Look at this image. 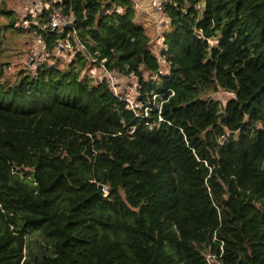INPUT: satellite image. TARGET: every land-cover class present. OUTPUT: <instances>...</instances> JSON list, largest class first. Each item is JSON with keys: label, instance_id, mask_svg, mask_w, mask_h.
I'll list each match as a JSON object with an SVG mask.
<instances>
[{"label": "trees", "instance_id": "1", "mask_svg": "<svg viewBox=\"0 0 264 264\" xmlns=\"http://www.w3.org/2000/svg\"><path fill=\"white\" fill-rule=\"evenodd\" d=\"M101 1H70L80 34L148 111L81 53L14 87L0 69V264H264V0H173L167 73Z\"/></svg>", "mask_w": 264, "mask_h": 264}, {"label": "built area", "instance_id": "2", "mask_svg": "<svg viewBox=\"0 0 264 264\" xmlns=\"http://www.w3.org/2000/svg\"><path fill=\"white\" fill-rule=\"evenodd\" d=\"M71 0H21V29L31 41L27 56V65L33 77L37 78L40 67L49 64L54 58H70L73 61L78 53L84 55L87 60L88 75L96 83L106 82L115 94L116 87L113 76L115 71L109 70L106 60L98 61L97 53H91L87 42L80 34L75 10ZM99 1V0H96ZM130 4L133 15L136 17H149L161 22H171L168 7L174 5L173 0H120ZM102 3L103 15H123L126 6L120 2H112L110 5ZM87 11L83 12L86 16ZM172 26V22H171ZM70 61V62H71ZM91 65V68H90ZM98 74V75H97ZM119 97L117 94H115ZM127 102L128 109L139 115L129 100L119 97ZM162 119H160L161 121ZM106 191V189H105Z\"/></svg>", "mask_w": 264, "mask_h": 264}, {"label": "rangeland", "instance_id": "3", "mask_svg": "<svg viewBox=\"0 0 264 264\" xmlns=\"http://www.w3.org/2000/svg\"><path fill=\"white\" fill-rule=\"evenodd\" d=\"M20 2L21 0H0V69H2L4 74L1 82L4 84L9 83L11 87L17 85L19 80L26 75H31L33 77V73L29 71L27 65V56L30 50L31 41L21 29L23 21L21 17ZM102 2L104 5H108L112 2L119 3L121 1L102 0ZM134 22L136 25H142L146 28L147 35L151 41L150 48L160 59L163 72L167 73V64L161 58L160 54L161 51L166 48V34L172 31L171 22L169 21L167 24L165 21L161 22L157 19H151L145 16H134ZM11 24L15 25L14 29L10 27ZM70 61L71 59L68 57L54 58V60H51V66H59L63 69L68 66ZM142 78L146 82L156 79V77L146 72L143 73ZM112 80H114L116 87L115 94L129 100L131 103L130 106H133L139 115H141V111H148V108L145 107V103L140 100L143 93L141 92L142 86L137 76L120 75L116 72ZM152 95V93L146 94V100L148 103ZM210 97L225 106L229 99L232 98V95L224 91H219L211 94ZM152 100H156V97L153 96ZM159 106L160 105H157V108Z\"/></svg>", "mask_w": 264, "mask_h": 264}]
</instances>
